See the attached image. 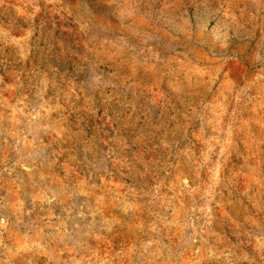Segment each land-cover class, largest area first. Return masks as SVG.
<instances>
[{"label": "rangeland", "instance_id": "rangeland-1", "mask_svg": "<svg viewBox=\"0 0 264 264\" xmlns=\"http://www.w3.org/2000/svg\"><path fill=\"white\" fill-rule=\"evenodd\" d=\"M0 264H264V0H0Z\"/></svg>", "mask_w": 264, "mask_h": 264}]
</instances>
